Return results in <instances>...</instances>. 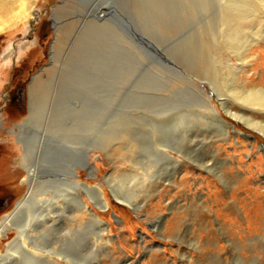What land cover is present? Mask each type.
<instances>
[{
  "label": "rangeland",
  "instance_id": "1",
  "mask_svg": "<svg viewBox=\"0 0 264 264\" xmlns=\"http://www.w3.org/2000/svg\"><path fill=\"white\" fill-rule=\"evenodd\" d=\"M94 1L32 0L26 19L0 30V110L11 96L0 119V224L28 192L16 125L29 117L36 76L43 121L72 124L95 107L103 118L101 135L89 133L93 175L77 172L104 193L107 210L83 199L107 233L96 245L70 216H58L43 243L70 262L55 264H264V135L227 117L221 104L242 106L227 92L233 75L235 87L264 86V25L237 18L245 14L237 9L224 20L218 5L200 13L199 0H96L103 7L88 12ZM229 31L240 46L261 37L244 69L226 52ZM206 95L232 125L228 136L207 116ZM179 115L182 124L169 130L164 122ZM15 237L1 240L0 254ZM16 253L13 264H54Z\"/></svg>",
  "mask_w": 264,
  "mask_h": 264
},
{
  "label": "bare ground",
  "instance_id": "2",
  "mask_svg": "<svg viewBox=\"0 0 264 264\" xmlns=\"http://www.w3.org/2000/svg\"><path fill=\"white\" fill-rule=\"evenodd\" d=\"M31 1L32 0H0V19L3 21V24H0V30L4 28V24H9L8 28L12 29L26 19L32 13ZM102 5L104 4L96 2L95 0L88 12L95 9L99 11ZM216 5H218L220 12H224V14L221 13L224 20L228 21L233 14L232 12L237 9L245 13L244 15H237V18L252 16L250 23L257 20L255 24H257L256 26L258 28L264 25V0H199L197 11L201 13L211 7L215 8ZM192 12L187 15L189 16ZM257 14L261 16L256 17ZM229 22L228 24L232 23L231 20ZM237 26L242 27L240 23ZM227 34V41H225L227 48L226 52L228 54L236 53L238 60L242 63L241 69H244V67H247L248 63V60L246 61L248 52L253 45L257 44L256 42H259L261 37L258 39L254 38L251 41L244 40L240 46L239 42H236L235 33L233 34L229 31ZM262 34H264V30ZM235 46H237V48ZM232 50L235 51L233 52ZM51 54L50 59H52V63H50L54 67L56 66L55 63H57V56L54 51H52ZM261 64L264 68V61H262ZM259 65L260 63L258 67ZM55 69L56 67H54L53 70ZM239 70L240 68H236L234 72H239ZM238 76L233 75L231 84L229 83L230 85L227 87V92H231L234 100L239 102L242 106L236 111H233L230 109L228 102H226L227 100L221 99L223 110L227 117L241 121L246 126L248 125L255 131L264 135V86L253 85L247 88L245 85H241L240 88L235 87V83L239 81ZM37 80L39 84L36 86L35 83ZM40 80V77L37 78L35 76L34 81L32 80L33 82L29 87V117L26 118L23 123L16 125V127H18L17 132L19 131L17 139L23 144L22 164L28 171V192L16 205V208L2 219L0 224V242L2 239L6 238L10 232H16V237L14 241L8 245L6 252L0 254V264H13V262H16L18 259L16 253L17 248L22 249L31 259L37 262L47 261L55 264L54 258H61L62 260L69 261V259L65 258L67 255L62 256V253H53L54 249H52V247L49 249L51 244L48 246L44 245L45 242L43 241V236L56 228L58 216L60 220L70 216V218L77 223L76 227L78 226V228L84 229L85 235H92L95 238L96 245L102 242L107 233L101 219L92 212L83 199V195L87 194L99 209L107 210L109 205L104 198V193L99 187H90L86 183L80 182L78 180L80 173L77 172V169H81L87 171L89 175H93V167L90 162L91 143L89 141V133L96 130L97 133L101 135L99 126L103 118H101L100 107L92 109L87 115V118L84 117L83 114L77 116L79 118L75 119L72 124L65 123L64 119L60 121L54 119L53 121H49V119L43 121L44 115L40 108L41 102L37 97V90L42 89V82ZM95 91H97V89H95ZM101 93L104 94L103 92ZM99 95L94 92V96L91 95V98L97 101L95 103L100 104L105 98L101 99ZM206 96L205 108L207 110V116L210 120L219 124V126L223 128L222 133L228 136L232 125L223 119L210 96ZM220 97L223 98L222 95H220ZM80 106L79 108L81 109L78 108L79 111L84 109V107L82 109ZM68 108H70V106ZM71 108L70 110H73V107ZM103 110L105 111V109ZM74 112L75 109L73 110V113ZM73 113L72 117H74ZM164 124L168 126L169 130L173 128L177 129L178 126L182 124V120L179 115L178 119L173 118L167 120ZM50 125L54 128H51V132ZM170 127L173 128L170 129ZM12 132L15 133L16 130ZM23 135L24 138H22ZM87 139L89 142H87ZM105 145L106 144L100 143L98 148H106ZM80 146H83L84 149H78ZM115 148L116 147H114L111 152L116 150ZM165 150L166 149L161 150L164 154L163 156L170 157ZM43 151H50V153L44 155ZM112 191L117 200L120 199L124 201L132 210L139 209L133 198L128 199L119 196L120 193L118 192V194L113 188ZM84 216H87V219H85ZM60 222L62 223V221Z\"/></svg>",
  "mask_w": 264,
  "mask_h": 264
},
{
  "label": "flooded vegetation",
  "instance_id": "3",
  "mask_svg": "<svg viewBox=\"0 0 264 264\" xmlns=\"http://www.w3.org/2000/svg\"><path fill=\"white\" fill-rule=\"evenodd\" d=\"M6 96L7 95H4L5 98H6ZM8 98H9V100H8ZM10 102H11V96L8 95L7 98H6V103L3 105L2 110H0L1 111V113H0V119L3 118V120H4L6 118V116L9 115L8 112H7V110L9 108V106H10Z\"/></svg>",
  "mask_w": 264,
  "mask_h": 264
}]
</instances>
